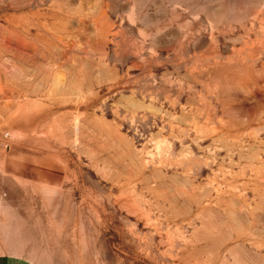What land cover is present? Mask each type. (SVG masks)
I'll use <instances>...</instances> for the list:
<instances>
[{"label":"rangeland","instance_id":"rangeland-1","mask_svg":"<svg viewBox=\"0 0 264 264\" xmlns=\"http://www.w3.org/2000/svg\"><path fill=\"white\" fill-rule=\"evenodd\" d=\"M0 250L264 264V0H0Z\"/></svg>","mask_w":264,"mask_h":264},{"label":"crops","instance_id":"crops-1","mask_svg":"<svg viewBox=\"0 0 264 264\" xmlns=\"http://www.w3.org/2000/svg\"><path fill=\"white\" fill-rule=\"evenodd\" d=\"M0 264H37L30 257L20 253L1 252L0 250Z\"/></svg>","mask_w":264,"mask_h":264}]
</instances>
